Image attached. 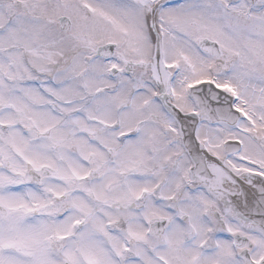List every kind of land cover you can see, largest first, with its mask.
I'll return each instance as SVG.
<instances>
[{
	"label": "snow or ice",
	"instance_id": "1",
	"mask_svg": "<svg viewBox=\"0 0 264 264\" xmlns=\"http://www.w3.org/2000/svg\"><path fill=\"white\" fill-rule=\"evenodd\" d=\"M0 264H264V0H0Z\"/></svg>",
	"mask_w": 264,
	"mask_h": 264
}]
</instances>
